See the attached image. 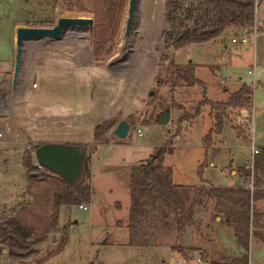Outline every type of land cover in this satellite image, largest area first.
Segmentation results:
<instances>
[{"label": "rangeland", "instance_id": "obj_1", "mask_svg": "<svg viewBox=\"0 0 264 264\" xmlns=\"http://www.w3.org/2000/svg\"><path fill=\"white\" fill-rule=\"evenodd\" d=\"M166 1L138 0L133 27L126 37L127 2L115 50L103 61L93 55L90 29L69 30L60 40L27 41L14 91L13 34L18 27H25L23 24L31 21L33 14L40 16L46 11L47 2L53 0H0V75L4 77L0 83V131L8 138L0 150V217L13 213L23 201L26 172L21 165L22 155L33 146L47 143L86 146L94 174L92 207L88 211L63 206L57 232L39 247V253L24 263H12L4 253L0 264H197L198 257L204 264H211L221 254L240 255L233 231L223 226L220 218L214 221L216 211L211 201L196 208L193 222L179 238L176 230L171 229L160 234L158 246L128 245L131 181L140 177L155 149L164 148V165L174 173L176 184L194 186L200 184L197 176L200 164L215 160L217 155H230L231 161L237 162L242 153L240 147L248 145V127H240L247 140L244 144L237 139L233 129L236 125L231 120L217 138L224 140L218 142L224 148L210 151L205 159L202 139L213 127L211 108L204 107L196 120L179 122L183 115L195 113L205 92L210 101L225 102L243 84L252 87L256 144L264 146V0H258L256 5V39L255 27L243 34L231 29L212 47L192 45L176 53L165 47ZM60 17L92 18V15L65 12L58 5L56 22ZM235 37H247L250 44L232 45ZM163 54L176 64H201L196 76L204 86L176 89L175 103L171 105L170 88L163 85L170 75ZM227 79L230 82L221 84V80ZM168 109L171 121L160 125L159 120ZM117 115L131 124L128 137L118 139L113 135L117 124L105 139L97 141L93 135L96 125ZM135 127L147 128L143 137L137 135ZM118 143L124 146H115ZM98 144L111 145L95 149ZM205 170L206 176L218 184L219 171L212 167ZM229 172L230 169L225 178L227 184ZM243 182L236 181L233 186ZM257 207L264 209V202ZM119 221L123 227L117 225ZM65 228H68L65 249L39 262L58 248ZM179 245L186 250L185 256L173 249ZM192 247L198 252L188 251ZM249 255L250 264H264V243L253 239Z\"/></svg>", "mask_w": 264, "mask_h": 264}, {"label": "trees", "instance_id": "obj_2", "mask_svg": "<svg viewBox=\"0 0 264 264\" xmlns=\"http://www.w3.org/2000/svg\"><path fill=\"white\" fill-rule=\"evenodd\" d=\"M128 0H53L47 2L46 11L40 16L33 14L25 27L51 28L55 25L56 8L60 5L65 12L89 13L92 15V51L96 60L103 61L112 56L119 35L125 6ZM256 0H167L165 4L164 38L167 50L177 51L192 46L218 41L227 31L250 33L255 27ZM164 63L170 69L169 77L163 85L169 86V101L175 103L178 88L204 86L196 76L197 65L176 64L169 55L163 54ZM167 101V102H169ZM254 105V89L243 84L236 92L230 93L225 102H213L206 97L199 103L195 113L185 114L179 122L195 120L204 107L211 108L213 127L204 137L203 145L212 146L214 138L222 135L227 122L233 121L235 113ZM121 121L117 115L94 128L97 141L105 139L108 133ZM238 136L243 130L233 126ZM105 143H108L105 141ZM81 146V145H79ZM39 146L25 150L22 167L25 170L26 187L23 201L16 210L0 217V256L4 253L12 263H24L39 253L42 245L58 230L63 206L79 207L91 203V155L85 148L82 174L77 184L71 186L51 171L39 167L35 161V151ZM164 148L154 150V154L142 170V177L131 181V205L127 229L130 234L129 246H158L156 240L161 233L175 229L178 237L184 233L197 213L196 208L214 202V221L233 231L240 255L231 257L221 254L220 259L211 264H250L252 240L264 243V214L256 203L264 198V149L256 157L254 190L245 189L249 171L241 169L244 180L240 186L217 187L207 182L204 175L205 164L198 169L200 185H177L172 180V172L164 165ZM122 227V226H121ZM68 242V228L60 237L58 248L47 253L39 262H44L58 254ZM184 253L179 245L173 248ZM198 252L197 248H189Z\"/></svg>", "mask_w": 264, "mask_h": 264}, {"label": "water", "instance_id": "obj_3", "mask_svg": "<svg viewBox=\"0 0 264 264\" xmlns=\"http://www.w3.org/2000/svg\"><path fill=\"white\" fill-rule=\"evenodd\" d=\"M137 0H129L127 18L125 20V36H129L136 13ZM93 28L91 17H60L51 28L18 27L16 30V52L15 65L12 79V89L15 91L22 69L23 51L27 41L60 40L72 29ZM4 77L0 75V83ZM154 93H151L153 96ZM171 119V110L168 109L160 118V125H167ZM131 131V124L125 120L121 121L113 135L118 139H126ZM35 161L52 173H55L62 180L74 186L82 174V165L85 159V148L74 144L47 143L39 146L34 154Z\"/></svg>", "mask_w": 264, "mask_h": 264}, {"label": "crops", "instance_id": "obj_4", "mask_svg": "<svg viewBox=\"0 0 264 264\" xmlns=\"http://www.w3.org/2000/svg\"><path fill=\"white\" fill-rule=\"evenodd\" d=\"M14 31H15V29H14ZM13 39H14V44H16V33L14 32V34H13ZM218 41H216V42H212V43H208L209 45L208 46H210V47H212L213 45H216V43H217ZM213 44V45H212ZM15 46V45H14ZM225 49H227V47H226V45H225ZM194 64H196L197 65V69L200 67V66H202L201 64H197V63H194ZM214 65H212L211 67H213ZM197 69H196V71H197ZM201 81V80H200ZM203 82V81H202ZM178 89H180V88H178ZM212 101V100H211ZM218 102H220V101H218ZM198 119V118H197ZM196 120V119H195ZM170 121H171V119H170ZM193 121V120H192ZM212 129V128H211ZM210 129V130H211ZM234 129V128H233ZM210 130H209V132H210ZM208 132V133H209ZM180 133V132H179ZM207 133V134H208ZM224 133V132H223ZM206 134V135H207ZM235 134H236V137H237V139L242 143H246L245 141H247V140H245V138H244V136H243V133L241 134V136H238V134H237V132L235 131ZM205 135V136H206ZM204 136V137H205ZM219 136H221V135H219ZM219 136H216L215 138H214V144L212 145V146H205V145H203V139H204V137H203V139H202V149H204L205 150V152H206V157H205V159H207V158H209V155H208V153L210 152V151H221L222 150V148H224V147H221V146H219V143L218 142H221V143H224V140H222V139H220L219 141H218V137ZM108 145H111V144H98V145H96V148L95 149H97V146H108ZM115 146H124L123 144H115ZM168 148H170L171 147V145H168L167 146ZM263 148H264V146H262ZM153 154H154V152H153ZM249 158V155H248V152H242V153H240V156H239V158H238V161L237 162H235V161H231V157H230V155H228V156H225V155H217V157H216V159L215 160H211V161H205L203 164H205L206 166H205V168H204V179L207 181V182H210V183H212V184H214L215 186H217V187H230V186H233V183L235 184V182L237 181L238 183H240V182H242V180H243V178H242V175H241V169H242V167H245L246 166V164H247V162H248V159ZM151 159V158H150ZM231 161V162H230ZM149 161H147L146 162V164L148 163ZM202 164H200L199 166H198V169H199V167L201 166ZM207 167H212V168H216L217 169V172L219 171V177H220V181L218 182V184H215L214 183V180L211 178V176H206V168ZM229 169H230V172H229V178H230V180H229V184H227V182L225 181V178L227 177V171H229ZM91 171H92V166H91ZM198 172V171H197ZM198 176V175H197ZM174 177H175V175H174V173L172 172V180H174ZM93 181H94V174H92V178H91V188H92V186H93ZM200 181V180H199ZM174 182V181H173ZM175 183V182H174ZM176 184V183H175ZM177 185H182V184H177ZM200 185V184H199ZM185 186H188V185H185ZM194 186H197V185H194ZM264 202V198L263 199H261L260 201H258L257 203H256V205H258V204H260V203H263ZM131 205V204H130ZM118 206H120V204L118 203ZM90 207H92V201H91V203H90ZM262 213H264V209L263 208H258ZM117 225L118 226H124V224L121 222V221H119L118 223H117ZM7 257V256H6ZM8 258V257H7Z\"/></svg>", "mask_w": 264, "mask_h": 264}, {"label": "built area", "instance_id": "obj_5", "mask_svg": "<svg viewBox=\"0 0 264 264\" xmlns=\"http://www.w3.org/2000/svg\"><path fill=\"white\" fill-rule=\"evenodd\" d=\"M258 3V0H256V5ZM254 36L256 39V35L258 32L257 26L255 27ZM231 44L235 46H247L250 44L249 39L247 37H235L231 40ZM227 82H230V79L227 80H221V84H226ZM255 86V85H254ZM253 113H254V106L247 109L242 110L238 113H236L233 117V122L238 127H248V131L250 132L248 136V145L241 146L240 149L242 152H248L249 154V160L246 164V169L249 171V177L245 185V189L250 190L253 192L254 190V176H255V162L256 157L259 156L264 149L263 147H259L256 144V137H255V129H254V122H253ZM137 129V135L139 137L144 136V130H147L146 127L142 128H136ZM17 139V138H15ZM7 135L0 131V150L4 149L5 144L7 143ZM36 165L39 166L36 162ZM40 167V166H39ZM81 210L88 211L90 209V205H81ZM197 264H204L203 259L198 257Z\"/></svg>", "mask_w": 264, "mask_h": 264}, {"label": "bare ground", "instance_id": "obj_6", "mask_svg": "<svg viewBox=\"0 0 264 264\" xmlns=\"http://www.w3.org/2000/svg\"><path fill=\"white\" fill-rule=\"evenodd\" d=\"M137 9H138V0L136 2V12H137ZM136 14V13H135Z\"/></svg>", "mask_w": 264, "mask_h": 264}]
</instances>
